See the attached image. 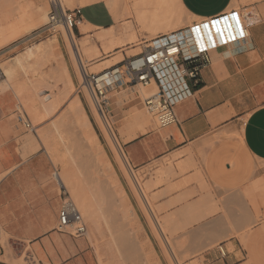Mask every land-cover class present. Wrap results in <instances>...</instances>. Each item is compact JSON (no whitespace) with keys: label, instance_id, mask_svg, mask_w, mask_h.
<instances>
[{"label":"crops","instance_id":"crops-1","mask_svg":"<svg viewBox=\"0 0 264 264\" xmlns=\"http://www.w3.org/2000/svg\"><path fill=\"white\" fill-rule=\"evenodd\" d=\"M177 1L183 11L198 18L215 16L235 7L251 9L256 18L250 25V36L241 43L242 49L230 43L212 51V61L203 69L195 93L177 104L176 123L159 128L152 125L146 131L130 133L128 138L122 125L121 131H114L122 162L108 141L105 160L114 167L142 222L144 238L163 264H170L165 248L130 181L140 175L143 183L139 188L143 192L151 179L155 180L153 174L158 168L174 169L177 174L186 169L189 177L200 172L210 185L204 202L211 213L205 216L203 225L194 222L182 229L172 224V232L167 233L181 254L200 251L201 264H264V216L245 231L255 211L251 206L244 215L239 216L238 211L244 203L240 190L251 182L259 163L264 161V0ZM26 2L31 6L29 12L45 11L46 0ZM81 7L84 22L73 27L79 38L94 27L100 28L99 33L103 27L111 26L116 30L126 27L129 35L134 33L139 38L135 23L129 19L134 12L126 0H96ZM134 8L136 18L143 25L165 29L172 26L174 11L170 4L134 0ZM84 10L91 13L86 15ZM120 21L123 26H119ZM63 37L60 33L59 39ZM62 51L74 86L80 87L66 47ZM75 95L79 96L98 138L104 137L82 89ZM14 103L12 89L0 92V264L22 263V255L16 259L17 263L6 257V242L18 244L21 251L29 247L27 254L34 256L30 258L31 264H88L83 236L58 228L64 190L58 179L52 178L53 164L47 151H33L39 144L31 135L19 141L16 127L9 119ZM121 163L125 167L127 163V172ZM183 178L179 174L172 181L180 183ZM165 188L166 183H160L149 191L157 196L155 202L161 207L178 200L176 205L162 209L161 216L181 221L187 202L193 206V216L198 215L202 201L200 192L196 191L197 182L189 185L193 195L187 200L182 198L184 189L163 194ZM226 208L230 220L223 214ZM219 239L225 254L220 247L208 246Z\"/></svg>","mask_w":264,"mask_h":264},{"label":"rangeland","instance_id":"rangeland-1","mask_svg":"<svg viewBox=\"0 0 264 264\" xmlns=\"http://www.w3.org/2000/svg\"><path fill=\"white\" fill-rule=\"evenodd\" d=\"M64 1L66 8L73 9L84 5L82 0ZM126 1L134 12V15L129 19L133 20L136 25L139 40L103 52L110 41L96 40L95 35L98 34L97 31L100 28L94 27L91 32H85L84 36L89 39L88 46H90L91 53L94 56L97 55V50L100 53L87 63L85 68L89 69L88 71L96 72L110 66L117 59L121 58L120 60H122L128 55L140 51L144 45V39L202 19L183 11L177 0H159L162 4H170L172 7L174 11V18L170 22L172 26H168L167 29L164 26L150 27L143 25L136 18L134 0ZM30 8L31 6L26 0H0V64L3 71L5 68L11 67L8 65H14L11 75H9V87L5 88L12 89L15 94V103L10 111L9 119L16 127L19 141L21 142L25 135H31L39 144V147L33 151L45 152L46 150L51 158L52 178L57 179L55 175V169H57L60 178L63 176L65 179L66 183H63L66 184V192L76 201L87 224V231L81 235L84 239L85 252L88 254V264H163L154 247L144 238L142 222L136 208L123 191L114 167L112 164L108 165L105 160V142L108 141L122 162L118 138L116 140L115 137V141L114 138L111 141L105 130L100 127L104 137L100 135L99 141L96 140L87 131V126L83 123L80 113L71 111L70 104L76 97H79L75 94L80 89L84 92L93 112L94 105H96L92 100L90 89L83 82L82 71H80L73 53L76 48L63 35V26L57 27L62 33L46 29L50 0H46L45 11L42 14L29 12ZM84 13L88 15L91 12L84 10ZM122 21L119 22V26H123ZM123 23L127 22L123 21ZM44 28L45 32L41 33ZM103 31L101 29V32ZM94 32L96 34L92 36L91 33ZM60 33L64 36L62 39H59ZM122 33L123 29L117 30L114 33V38L119 37ZM76 37L79 36L76 35ZM90 37H94V39ZM37 43H40V46L36 47ZM30 46L35 47V51L31 54L28 52ZM65 47L75 68V74L81 82L80 87L74 86L68 66V71L63 68L62 49ZM17 57H21L22 62L18 63ZM6 76L3 74L1 79ZM3 89H0V92L6 90ZM151 91L149 86L133 83L109 88L106 92L108 98L101 97L100 100L113 131H121L122 121L124 122L129 113L134 111L141 114L146 113V116L150 117V121L146 128L136 125L132 128L133 130L126 128V136L130 135L128 133L146 131L152 125L159 128L155 116L147 110L143 101ZM17 104H21L27 112V117L34 124L36 132L18 120L17 110L19 108ZM93 131H95L94 127ZM98 132L100 133L99 130ZM121 164L127 172V163H125L126 167L123 163ZM186 171L184 169L177 174L174 169L171 171L169 168L164 171L162 168H158L153 174L155 180L151 179V183L145 186L143 192L139 188L143 183L141 176L130 178L149 222L165 248L170 264H201L198 256L200 255L201 259L203 256L199 254L200 251L181 254L167 233L172 232L170 227L172 224L176 228L182 229L193 225L194 222H198L201 226L205 216L211 213L204 202V194L210 191V185L200 172L196 177H189ZM179 174L184 176L182 181L180 183L173 182L172 178ZM61 181H63L62 178ZM194 181L198 183L196 191L200 192L202 201L199 205L198 215L193 216V206L187 202L183 212L185 217L181 221L161 216L159 212L162 209L176 205L178 200L175 199L169 202L166 207H161L155 202L157 196L149 192L152 186L166 183L163 194H171L177 189H184L182 198L187 200L193 195V191H190L188 187ZM240 194L244 203L238 210L239 216L244 215L247 210L250 211V206L255 211L254 217L248 221L249 224L245 229L248 231L264 216L262 211L264 209V161L259 163V170L251 182L240 190ZM82 200L87 202L86 208L81 205L80 201ZM223 214L230 220V212L227 208L223 210ZM65 230L74 232L72 225L66 226ZM220 245L221 239L216 243L208 244L209 247H220ZM28 248L21 251L18 244L6 242V257L17 263L16 259L22 255L20 259L22 263L19 264H31L27 254Z\"/></svg>","mask_w":264,"mask_h":264},{"label":"built area","instance_id":"built-area-1","mask_svg":"<svg viewBox=\"0 0 264 264\" xmlns=\"http://www.w3.org/2000/svg\"><path fill=\"white\" fill-rule=\"evenodd\" d=\"M252 12L251 9L235 7L144 39L140 51L103 68L100 72H90L84 66L83 82L89 87L93 99L100 105V98H105L111 87L127 83L155 85L143 99L147 110L155 116L159 127L176 123V106L195 93L201 83L203 69L212 61V51L230 43L242 49L241 43L250 36V25L256 18V14ZM82 21L81 6L64 8L61 0H50L47 30L58 33L61 32L57 29L59 22L74 27ZM43 31L45 28L41 32ZM3 74L0 64V79ZM17 106L18 120L36 132L22 105ZM55 175L64 190L58 228L65 230L66 226L72 225L73 234H84L87 231L84 216L76 201L67 194L65 186L59 180L57 169ZM220 251L225 254L221 245ZM28 257L34 258L31 253Z\"/></svg>","mask_w":264,"mask_h":264},{"label":"bare ground","instance_id":"bare-ground-1","mask_svg":"<svg viewBox=\"0 0 264 264\" xmlns=\"http://www.w3.org/2000/svg\"><path fill=\"white\" fill-rule=\"evenodd\" d=\"M83 1V4H86V3H90V2H94V1H96V0H82ZM61 2H62V4H63V6H64V8H66V6H65V1L64 0H61ZM82 22H84V20L82 21ZM81 23V22H80ZM59 25H61V26H63V29H64V31H63V35L68 39V41L70 42V44H73L74 45V48H76L74 51H73V53H74V56H75V58H76V60H77V62H78V66H79V68H80V71H82V75H83V78H84V71H83V68H84V66L86 67L87 66V63L91 60V59H93V58H95L96 56H98V55H100V53H99V51L97 50L96 51V53H97V55L96 56H94L93 55V53H91V51H90V46H88V44H89V39L87 38V37H83V38H77L76 37V35H75V33H74V31H73V29H72V27H70V26H68V25H66L65 23H63V22H59V24L57 25V27L59 26ZM58 29H60V28H58ZM104 31L103 32H99L98 34H96V40H101V41H103V42H108V41H110V44H107L106 45V50H101V51H103V52H108V51H111V50H113V49H115L116 47H119V46H123V45H125V44H127V43H132V42H137L138 40H139V38L134 34V33H132L131 35H129L128 33H127V28L125 27V29L123 30V34L122 35H120L119 37H117V38H114V33H116V27H114V26H111V27H108V28H106V27H103L102 28ZM92 36H94L93 34H91ZM91 39L93 38L94 39V37H90ZM35 46V45H34ZM34 46H30L29 48H28V52L31 54V53H33L35 50V47ZM37 46H40V43H37L36 44V47ZM22 58L21 57H17V62L19 63V62H22V60H21ZM121 59V58H120ZM21 60V61H20ZM119 59H117V60H115V61H113V62H115V64H116V61H118ZM112 65H114V64H112ZM112 65H110V66H112ZM8 66H11V67H7V68H5V70L3 71L4 72V75L6 76L4 79H0V89H2V88H5V87H7V86H9V82H10V80H9V75H11V73H12V71H13V69H12V67L14 66V65H8ZM107 67H109V66H107ZM63 68H64V70L65 71H68V69H67V64L65 63V61H63ZM87 69V68H86ZM87 70H89V69H87ZM102 69H100V70H97L96 72H100ZM87 86V85H86ZM152 90L154 89V87H156L155 85H151V86H149ZM89 88V87H88ZM67 91V90H66ZM62 92V91H61ZM63 94V93H62ZM107 94V93H106ZM66 95V94H65ZM91 95V94H90ZM92 98V97H91ZM105 98H108V96L107 95H105ZM92 100H94L93 98H92ZM93 102V101H92ZM94 104H96V105H94V114H95V117H96V119L98 120V122H99V124H100V127L101 128H103L104 130H105V132L108 134V136H109V138H110V140L112 141L113 140V138H114V141H115V137H116V135H115V132L113 131V129H112V126H111V122L109 121V119L107 118V116H106V113H105V111H104V109H103V107H102V104L100 105L99 103H97L95 100H94ZM70 108H71V111L72 112H74V111H78L79 113H80V115H81V117H82V120H83V123L87 126V131L91 134V135H93L94 136V138L96 139V140H98L99 141V138H98V136H97V134H96V132L95 131H93V124H92V122L90 121V119H89V117H88V115H87V112L85 111V109H84V107H83V105H82V102H81V100H80V98L79 97H77V98H75L72 102H71V104H70ZM149 118L150 117H148V116H146V113L144 114H141V113H137V111H134V112H130L129 113V115L126 117V120L123 122L122 121V125H123V127L125 126L126 128H128V129H132L135 125L137 126V127H142V128H145L146 126H147V124H148V122L150 121L149 120ZM135 126V127H136ZM122 127V126H121ZM130 129V130H131ZM123 130V129H122ZM133 130V129H132ZM128 134H130V133H128ZM131 135V134H130ZM127 137V136H126ZM126 137H123V138H126ZM128 137H130V136H128ZM127 137V138H128ZM116 140H117V137H116ZM120 144V143H119ZM165 171V170H164ZM59 177V180L61 181V179H60V176H58ZM61 178L63 179V181H61V183L65 186L66 184H64V183H66V181H65V179L63 178V176H61ZM64 182V183H63ZM66 187V186H65ZM80 203H81V205L83 206V207H87L88 205H87V202L86 201H84V200H82V201H80Z\"/></svg>","mask_w":264,"mask_h":264}]
</instances>
